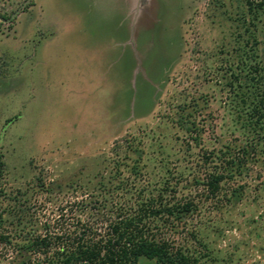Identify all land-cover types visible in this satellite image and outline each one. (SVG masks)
<instances>
[{
    "label": "rangeland",
    "instance_id": "374dc122",
    "mask_svg": "<svg viewBox=\"0 0 264 264\" xmlns=\"http://www.w3.org/2000/svg\"><path fill=\"white\" fill-rule=\"evenodd\" d=\"M25 1L0 0V188L28 189L36 176L60 183L53 203L32 193L41 221L73 198L66 184L93 185L115 146L185 148L177 120L189 114L192 128V98H204L206 144L227 140L215 68L245 0H29L13 15ZM252 168L240 201L192 215V228L206 223L202 264H264V192H253L264 168ZM13 249L0 240V264L16 263Z\"/></svg>",
    "mask_w": 264,
    "mask_h": 264
},
{
    "label": "trees",
    "instance_id": "16d2710c",
    "mask_svg": "<svg viewBox=\"0 0 264 264\" xmlns=\"http://www.w3.org/2000/svg\"><path fill=\"white\" fill-rule=\"evenodd\" d=\"M263 16L264 0H245L233 43L220 49L227 57L215 68L214 81L223 94L227 140L206 144L199 96L192 98V128L189 114L177 120L187 133L180 153L169 154L163 145L158 154L143 152L127 143L122 154L115 146L103 158L105 167L92 175L93 185H65L77 192L57 206L54 219L41 221L30 197L39 193L44 204L53 203L63 190L60 183L36 176L28 189L10 194L0 188V240L13 246L15 264H202L208 256L200 236L206 223L192 228V215L201 216L210 205L219 208L224 199L240 201L252 186V166L264 168V26L258 25ZM262 176L256 174L254 200L264 192Z\"/></svg>",
    "mask_w": 264,
    "mask_h": 264
},
{
    "label": "water",
    "instance_id": "95a60500",
    "mask_svg": "<svg viewBox=\"0 0 264 264\" xmlns=\"http://www.w3.org/2000/svg\"><path fill=\"white\" fill-rule=\"evenodd\" d=\"M28 2H29V0H26V1L22 4V6H21L20 8H18V9L13 13V15L17 14V12H19L20 9H21L23 6H25ZM6 21H8V20H6Z\"/></svg>",
    "mask_w": 264,
    "mask_h": 264
}]
</instances>
